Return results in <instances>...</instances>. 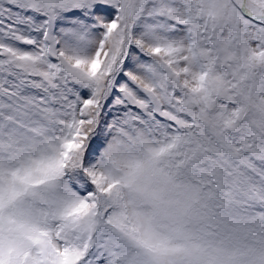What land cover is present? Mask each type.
<instances>
[{
    "label": "snow or ice",
    "instance_id": "6c2138e0",
    "mask_svg": "<svg viewBox=\"0 0 264 264\" xmlns=\"http://www.w3.org/2000/svg\"><path fill=\"white\" fill-rule=\"evenodd\" d=\"M0 264H264V0H0Z\"/></svg>",
    "mask_w": 264,
    "mask_h": 264
}]
</instances>
